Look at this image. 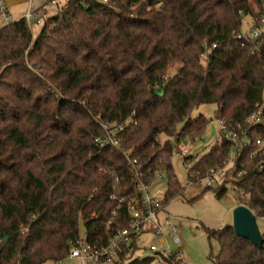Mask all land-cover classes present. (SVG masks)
Wrapping results in <instances>:
<instances>
[{
    "label": "trees",
    "instance_id": "1",
    "mask_svg": "<svg viewBox=\"0 0 264 264\" xmlns=\"http://www.w3.org/2000/svg\"><path fill=\"white\" fill-rule=\"evenodd\" d=\"M254 3L264 10V0H58L34 34L23 18L0 28V264L60 263L81 223L89 242L106 245L130 221L132 159L151 170V185L167 173L164 207L183 194L174 143H194L209 124L202 114L193 119L194 109L212 103L216 120L244 123L264 101V30L256 39L236 35L248 15V31L261 24L264 11ZM134 113L137 124L113 135V145L111 130ZM259 137L264 116L215 188L220 197L231 184L257 223L264 219ZM231 145L223 136L195 154L199 176L225 166ZM207 233L220 245L214 264H264V244L236 235L232 224ZM138 250L136 241L126 246L118 264H153L135 257Z\"/></svg>",
    "mask_w": 264,
    "mask_h": 264
},
{
    "label": "built area",
    "instance_id": "2",
    "mask_svg": "<svg viewBox=\"0 0 264 264\" xmlns=\"http://www.w3.org/2000/svg\"><path fill=\"white\" fill-rule=\"evenodd\" d=\"M49 5H57L58 0H49ZM97 2L108 3L111 0H96ZM47 6L33 7L30 3L27 11L21 18L25 19L30 26L34 24H41V14ZM16 20L13 18L10 7L6 0H0V28L14 23ZM264 30V16L261 24L247 32H237L236 35L239 39H256ZM133 116L127 118L117 128L111 130V135L108 140L113 145H118L117 140L114 139L119 130L129 125H136L137 120ZM264 116V101L257 104V110L248 116L244 123L229 122L218 119L220 128V135L217 142L224 136L232 142V145L227 152L226 165L219 168H211L203 175L199 176V172L193 168L196 158L193 150L195 144L189 141L176 140L173 156L182 157L187 171L188 184L201 185L205 182V187H218L230 174L235 170V164L238 161L237 154L241 144V139L247 135L250 126L257 125L262 122ZM216 120V121H217ZM248 127V128H245ZM109 124H104L105 129H109ZM98 142H106L105 138L97 139ZM256 144L264 147V140L262 138L255 139ZM194 155V156H193ZM190 157V158H189ZM194 157V159L192 158ZM189 158V159H188ZM132 164V178L134 180V192L136 196L131 200H127L128 211L130 212V221L126 228H122L115 235H113L106 245H95L87 240L86 235L82 233L69 242L71 249L68 258L76 259L79 264H118L120 255L123 253L126 246L132 245L134 241L138 244V240L143 235H151L155 242L148 245V255L153 264H189L182 257V242L179 236L180 230L177 226L170 223L169 215L166 213L165 207L162 205V198L156 197L153 194L154 189L160 182L149 184L147 181L150 169L145 173L143 167L140 165L138 159L130 160ZM238 175L242 171H238ZM158 179H162L161 174L157 175ZM118 182V179H117ZM115 197L114 194L111 196ZM125 204V199L121 198L119 207L113 210V215L108 223L114 221L118 214V209ZM166 214V217L162 214ZM171 224V229L168 230V225ZM135 257H140L135 255ZM142 257V256H141ZM144 257V256H143ZM173 260V262H171Z\"/></svg>",
    "mask_w": 264,
    "mask_h": 264
},
{
    "label": "rangeland",
    "instance_id": "3",
    "mask_svg": "<svg viewBox=\"0 0 264 264\" xmlns=\"http://www.w3.org/2000/svg\"><path fill=\"white\" fill-rule=\"evenodd\" d=\"M27 5L30 4V0ZM37 3L46 2L48 0H34ZM66 0H59V2ZM37 3H34L35 5ZM255 10L264 11L261 6L253 4ZM11 10V9H10ZM12 8L14 19L17 16ZM251 17L248 15L243 20V31L247 32L250 27ZM33 34L38 32L40 25L34 24L31 27ZM216 105L201 104L194 109L192 118H197L201 114L209 119L208 128L205 133L197 138L194 142L196 155L207 151L213 144L217 142L220 135L218 120L216 121ZM102 125V124H101ZM104 125V124H103ZM174 168L182 185L184 186L183 194H178L171 198L170 202L165 206L166 213L169 215L170 223L177 226L180 230L179 236L182 244V257L189 264H214L212 256L218 255L220 251L219 242L215 239H209L207 229H219L222 226L232 224L233 211L239 205L240 199L237 192L231 184H227V189L222 196H218L215 188L206 189L205 182L201 185L188 184L187 171L182 157L173 156ZM163 177L153 194L156 197L164 198L165 192L168 190L167 173L161 174ZM166 217V214H162ZM260 226L264 225V219H259ZM168 225V230L171 229ZM155 239L151 235H143L138 240L139 250L136 252L138 256L148 255V245ZM55 262H45V264H54ZM56 264V263H55ZM57 264H79L76 259L66 258Z\"/></svg>",
    "mask_w": 264,
    "mask_h": 264
},
{
    "label": "water",
    "instance_id": "4",
    "mask_svg": "<svg viewBox=\"0 0 264 264\" xmlns=\"http://www.w3.org/2000/svg\"><path fill=\"white\" fill-rule=\"evenodd\" d=\"M162 96V92L158 93ZM232 225L234 227L235 234L251 240L257 247L262 248L264 240L259 223L254 212L245 204H239L233 211ZM82 231H85L83 223H81ZM7 240V237L5 238Z\"/></svg>",
    "mask_w": 264,
    "mask_h": 264
},
{
    "label": "crops",
    "instance_id": "5",
    "mask_svg": "<svg viewBox=\"0 0 264 264\" xmlns=\"http://www.w3.org/2000/svg\"><path fill=\"white\" fill-rule=\"evenodd\" d=\"M6 2H8V5L12 11V8H17L16 11H14V13L17 15L15 17H17V19H15L16 21H18V19H21L22 15L27 11L29 5H27V1L25 0H6ZM30 3H32L33 7H41L44 3L46 2H41V3H37L34 0H30ZM34 3H37L36 5ZM47 6V11L50 13L55 12V7L52 5H49V1L46 4ZM13 12V11H12Z\"/></svg>",
    "mask_w": 264,
    "mask_h": 264
}]
</instances>
